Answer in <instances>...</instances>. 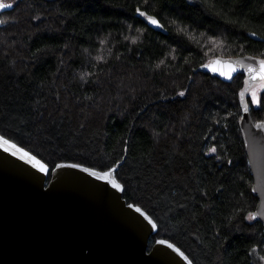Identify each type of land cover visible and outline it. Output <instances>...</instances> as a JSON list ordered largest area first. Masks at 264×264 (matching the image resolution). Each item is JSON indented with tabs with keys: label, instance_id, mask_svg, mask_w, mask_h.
<instances>
[{
	"label": "trees",
	"instance_id": "obj_1",
	"mask_svg": "<svg viewBox=\"0 0 264 264\" xmlns=\"http://www.w3.org/2000/svg\"><path fill=\"white\" fill-rule=\"evenodd\" d=\"M0 16V133L51 168L106 169L126 153L117 177L158 224L149 247L163 236L194 264H264L240 128L246 76L201 68L264 59V0H16ZM261 83L246 99L264 122Z\"/></svg>",
	"mask_w": 264,
	"mask_h": 264
},
{
	"label": "water",
	"instance_id": "obj_2",
	"mask_svg": "<svg viewBox=\"0 0 264 264\" xmlns=\"http://www.w3.org/2000/svg\"><path fill=\"white\" fill-rule=\"evenodd\" d=\"M12 7L0 2V14ZM135 15L155 30L162 28L154 14L137 8ZM249 37L263 40L254 32ZM201 68L222 79L246 76L240 128L258 197L252 218L264 226V122L253 120L246 99L249 87L264 79V59L217 58ZM126 155L106 169L74 161L51 168L0 133V264H194L166 237L149 247L158 224L124 197L117 171Z\"/></svg>",
	"mask_w": 264,
	"mask_h": 264
},
{
	"label": "rangeland",
	"instance_id": "obj_3",
	"mask_svg": "<svg viewBox=\"0 0 264 264\" xmlns=\"http://www.w3.org/2000/svg\"><path fill=\"white\" fill-rule=\"evenodd\" d=\"M1 3H11L14 4L16 2V0H0ZM261 81L253 84L249 87L248 92H247V96L249 99H253L254 101L257 99V95L259 93V89L261 86Z\"/></svg>",
	"mask_w": 264,
	"mask_h": 264
},
{
	"label": "snow or ice",
	"instance_id": "obj_4",
	"mask_svg": "<svg viewBox=\"0 0 264 264\" xmlns=\"http://www.w3.org/2000/svg\"><path fill=\"white\" fill-rule=\"evenodd\" d=\"M153 23H155V21H153Z\"/></svg>",
	"mask_w": 264,
	"mask_h": 264
}]
</instances>
